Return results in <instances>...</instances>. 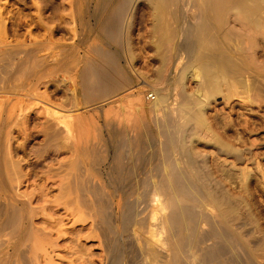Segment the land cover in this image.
Wrapping results in <instances>:
<instances>
[{"label": "rangeland", "instance_id": "1", "mask_svg": "<svg viewBox=\"0 0 264 264\" xmlns=\"http://www.w3.org/2000/svg\"><path fill=\"white\" fill-rule=\"evenodd\" d=\"M246 1L251 4L256 0ZM119 2L120 0H0V26L2 25L0 40L4 39L9 44L11 42L10 49L16 51L20 49L17 56L23 58L24 51L33 48V45L34 52L39 53L38 55L46 51L45 49L49 46L52 48L57 45L54 49L59 54V63L57 62L59 65L49 64L47 66L48 64H45L44 73L47 76H44L34 87L36 91H39L37 92L39 95L50 99L47 102L57 104V107H62L61 110H74L77 104V109H75L77 112L74 110V115L76 114L73 122L74 132L77 134L80 128V132L84 128L83 132L87 133L85 138L82 137L79 142L74 136L70 141L66 140L64 132L59 125H56L52 115L44 111V104L41 100L18 102L12 111V117L16 115V122L15 119L11 122L6 117H3L5 121L3 122L1 118L0 153L2 155L0 154V160L2 159L1 163L7 162L2 166L0 164V181L3 182L0 184V189L2 188V191L0 190V262L4 261L1 262L2 264H166L165 250H161L164 252L162 253L154 249L160 215L156 209V201L160 200L166 204V211H168L171 208L170 200H174L173 186L170 181L172 174L176 170H182L179 174L180 178L183 173L188 175L189 171H187L186 164L161 163L163 155L158 142L157 129L148 112L137 111L136 102L145 104L146 92L152 93V87L164 85V82L160 80L158 82L151 81V79L158 66V57L168 45L165 40L161 39L163 28L155 26L158 23L154 18L156 2L154 0H132L124 9L121 23L123 30L129 28L127 39L130 41L128 43L134 55L132 71H130L129 78L125 77L122 66L129 67L122 52L121 44L125 41L124 34H121L116 41H112L113 33L110 30L106 34L109 39L102 34L99 36V32L95 30V28L111 23V16ZM198 4L199 0H172L169 12L164 16L166 23L163 26L172 29L184 24H193L197 20ZM263 11L264 9L256 13L259 17L254 15L255 18L253 16L250 18L254 20L263 18L264 20ZM226 19L227 25L225 24L226 27H224L227 30L225 32H233L231 36L235 39L230 43L232 50H235L240 59L245 62L249 61L245 65L248 68L249 65L251 66V69L249 68L251 71L247 70L250 75L254 70L255 76L252 75L254 78L264 76V28L255 29L250 24L251 22L245 24V20L238 16L235 4L229 7ZM105 20L108 22L104 23ZM103 41L108 42L109 49L112 48V51H117L116 54L121 55L118 56L121 68L117 74L124 84L115 88L117 89L116 95L113 93L112 97L84 92L83 82L79 75L81 67L89 64L95 57L91 53L90 46ZM159 41L160 45L156 46ZM15 42L18 46H15ZM4 48L0 47V51ZM38 48L42 50H37ZM239 49H241L240 53H237ZM176 52L177 59L182 58V46L178 45ZM245 56L249 57L253 63ZM12 63L16 65L17 59L12 60ZM60 64L63 67H60ZM71 65L72 67H69ZM247 67L245 69H248ZM67 69L76 70L75 85L69 80ZM23 70L24 68L18 70L17 73H19H14L12 77L9 67L4 68L0 85L2 83L5 85L6 82L10 84L14 80L20 83L26 79L21 74ZM36 71L31 72L33 75L30 74V77L28 75L27 82L33 81ZM7 78L13 80H6ZM16 79L21 80L18 82ZM128 79L132 80L128 81ZM189 80L185 81L188 92L194 90L196 86L194 80ZM253 91L255 90L248 92L251 100H246L243 105L238 102L236 96H232L229 100L224 99L223 92L215 94L208 102L205 111L207 119L210 121L213 115L217 118V123L212 127L211 133L214 134L215 130V133L222 135L226 129L223 124L227 123L232 132L234 130L233 137H226L227 140L224 134L218 135L222 138L221 140L258 151L259 156L257 162L253 159L254 163L251 161V164L250 162L213 164L208 151L210 145L208 140L211 134L200 131V139L195 140L194 138L195 150L197 153L206 154L208 164H195L196 167L192 170L193 172L198 171L196 178H192L193 174L189 176L191 170L188 177L182 175L180 178V180L183 177L188 180L192 178V180H190L191 183L186 178L182 180L185 181L183 183H187L188 190L191 188L188 191L191 193H189L190 198L184 200L179 193L181 199L175 198L180 204L186 203L185 208L189 210L185 211L187 220L181 224L182 228L175 227L176 230H181L177 233L174 229L177 235L179 231H182L181 234L184 236L178 249L181 252L176 253L179 264H251V262L252 264H264V125L262 123L264 122V116H262L264 115V96L260 97L256 91L255 93ZM128 118H131L130 131L136 134L132 137L134 140L130 145L132 147L130 157H127L125 149L123 150V129ZM9 121L11 124H8ZM8 132L10 138L7 142ZM80 132L78 135H81ZM52 138L54 139L51 140ZM10 169L18 171L16 172L19 175H17L18 178H13L15 173L14 175L11 173L10 177L7 175ZM201 171L205 172L204 175L200 173ZM213 179H216V182ZM192 183L193 185L189 188ZM11 184L14 185L13 190H11ZM3 188H6V191ZM196 191L199 194L198 201L194 199L198 196ZM217 192L231 199L242 196L240 202L242 204H239L240 210L242 209L240 212L242 225L236 229L238 234L226 228L221 222V217L217 215V210L211 209L214 218L221 223V230L225 229L224 233H227L231 240L233 236L234 245H239L238 247L233 243L230 244V239L222 240L219 235L218 237L219 231L216 230L218 233L215 230L210 232L208 225L205 224L207 209H205L206 202L204 201L212 202L215 199L214 201H217L219 206L220 200L218 194L216 196ZM205 194L212 196L209 195V199ZM190 195L193 196L194 201ZM101 201L103 202V214L98 208ZM16 208L26 209L24 210L26 213L22 211L25 216H28L25 219L21 218L20 225L23 222L22 227L20 226L21 230L19 229L21 233L18 231L15 234L17 236L10 237L8 219L10 213ZM22 211L20 212L21 217H25ZM188 212L189 215L191 213L189 217L191 221L188 219ZM189 221L192 223L187 224ZM249 229L253 230L249 231ZM239 231L244 232L243 236L239 234ZM177 235L175 236L178 238ZM175 236L174 238L177 239ZM244 242L248 243L245 245ZM181 244L184 246L181 247ZM231 247H235V250L239 249V252L233 248L234 251H232ZM44 250L47 251L46 254ZM205 252L211 254L210 257H207L209 255L206 256Z\"/></svg>", "mask_w": 264, "mask_h": 264}, {"label": "bare ground", "instance_id": "2", "mask_svg": "<svg viewBox=\"0 0 264 264\" xmlns=\"http://www.w3.org/2000/svg\"><path fill=\"white\" fill-rule=\"evenodd\" d=\"M131 1L132 0H120L117 8L114 10V12L111 16L112 17L111 23L102 25V27H100V28H95V30L97 32H99L98 33L99 36H101L100 34H102L104 37H106L107 31L110 30V32L113 33V37L111 38L112 41L113 40L116 41L117 39L120 38L121 34H124L123 39L125 37V41L124 42L119 41V42H123V44H121L123 47L120 45L119 46L122 47V49H123V51H122L123 57H124V60L127 64V66L129 67V68H124L122 66L123 71L125 73V77L127 76L128 78L130 75V71H132V67H133L132 66V59H133L134 55H133V52L131 51L132 47H131L130 43H128L130 41L127 39L129 28L123 30L121 27V23H122L124 9L127 6V4H129ZM154 1L156 2L154 5V8H155L154 18L156 19V22H158L157 24H155V26L158 25L161 29L163 28V33H162L161 39L165 40L167 42L168 46H167L166 50L164 52H162L158 57V66L154 70V74L152 77L153 79H151V81L153 80V81L159 82V80H160V81L164 82V85L162 87H152V91H153L152 93H149L147 91L146 92V100L147 101L145 104L144 103L142 104V102H139V101H137L136 103H137V111L148 112L151 115L153 124L157 129L158 142L160 144V147H161L160 150H161V153L163 155V159H162L161 163L162 164H178V165H180V164L185 165L186 164V166H187L186 168H188L187 171H189V173H190V170H191V174L189 175V173H188V175L191 177V175L193 174L192 178L193 177L196 178L199 173L196 170V168H195L196 171L194 170L195 172H193V170H192L194 167H196L195 164H203V165L208 164L206 154H203L204 152L201 154L197 153V151L194 148V147H196V146H194L196 144L195 140L199 138L200 131H202V133H203V131H205V132L211 134V137L209 140L207 139L208 136L206 138L208 140V142L210 143L208 151H209V155L212 157L211 163H213V164H243V163H249L250 162V164H251L253 162L252 161L253 159H255L254 161L257 162V158L259 156L258 151H253L252 149H250L248 147H243V146L241 147L239 145L235 146L234 144H230V142L229 143L226 142V140L225 141L221 140L222 138H220L219 136H222L223 134L225 136V139L233 137L234 130L232 132L231 128L227 125V123L223 124V125H225L226 129L223 131L222 135L215 133V130H214V134L211 133L213 131L212 127L217 123V118H216V115H213V116H211V118H210L211 120L209 121L207 119V115H205V111L208 107L209 100L212 99L215 96V94L220 93V92H223L224 99H226V100L231 99L232 96H236L238 98V102L241 105H243L246 102V100L247 101L251 100V96L250 95H249L250 97L248 96V92H251L252 90H255L256 94L258 96H260V97L264 96V76H262V75H260V77L257 76L259 74V72H258L259 70L257 72L255 71L256 73H258L256 75L258 77V79H257V77H255L256 79L253 77V76H255L254 70L252 72L253 74L251 73L253 76L250 75V72H248V71H251V70H249V68L251 66L248 64L249 65V68H248L247 65H245V64H247V61H248L247 59H249V57L247 58V56H245L247 59L245 57H242V58H245L247 60L245 62V60L240 59V57L236 55L235 50H232V48L230 47V45H231L230 43L232 42V40H235L231 36V33L233 34V32H228V31L225 32V30H227V28H225L226 27L225 24L227 25L226 14L228 12L229 7L233 4H235V9L238 13L239 18L242 20H245L244 21V22H246L245 24H248L249 22H251L250 24L252 25V27H255V29L257 28L259 30L260 28H264V20H262L263 18H261V19L258 18L256 20L250 18L251 16L254 17V15H256V13L258 11L264 9V0H256V1L254 0L255 2L251 3V4H250V2L248 3V1H246V0H199V4L197 6V20L193 24H184L181 27H178V28L175 27L172 29H168V27L163 26V24L166 23L164 16L166 13L169 12V5L172 2V0H154ZM36 9H37V7H36ZM260 14H261V12H260ZM263 14H264V11H263ZM257 17H259V16H257ZM106 21L108 22V20H105V22L104 21L103 22L106 23ZM3 24H4V22H3ZM176 25H178V24H176ZM89 26H90V24H89ZM248 27H249V25H248ZM1 30H2V25L0 26V31ZM73 31L74 30H72V32ZM168 31H170V33ZM180 33H181V36H179ZM95 34H96V32H95ZM103 36H102V38H104ZM233 37H234V35H233ZM107 39H109V38H107ZM103 42H100V43H97L95 45L90 46L91 47V53L95 57L92 58L93 60L90 61L89 64H86L85 66L81 67L79 75L81 76L80 78L82 79V82H83L82 88H83L84 92L86 91V93H90V94L96 93L99 96L110 95L108 97H112V96H114V94L116 95L115 91L117 89L115 90V88L124 84L122 82L123 80H121L117 74V72L121 68V65L119 64L118 56L120 57L121 55H119L118 53H117L118 54L117 55L116 54L117 51L115 49H113V50H115L116 52L112 51L111 47H110L111 49H109V47H108L109 44H107L108 43L107 41H106L107 43H105V42L103 43ZM91 43H93V42H91ZM10 44H11V42H10ZM10 44L7 41H5L4 39L0 40V47H5L4 50L0 51V78L3 75L4 68L9 67V72H10L12 77H13L14 73L18 74L19 72L17 73V71L24 68V70L21 72V74L26 79H24L20 83H16V82H14L15 81L14 80L13 81L14 83L10 82V84L9 83L6 84L7 82L5 83V80H4L5 85H3V83H2V85H0V120H1V118L6 117L11 122L12 121L14 122L13 119H15V122H16V119H17L15 117L16 115H13L15 118L12 117V111L18 102H31L32 100H36V102H37V100H41V102L43 101L42 103L44 104V106H43L44 111L49 113V115H52V118L54 119L56 125H59L61 127L60 129H62V132H64V136H65L66 140L70 141L71 138L74 136L75 140L79 142L82 137L85 138L87 133L83 132L85 130L83 127L82 128L84 130L82 129V131L80 132V130H81V128H80V130L77 132V134L74 132V128H73V125H74L73 122H74V119L76 118V114L74 115V113H75L74 110L77 109V104H76V107L74 110H65V111L61 110L62 107H57L56 106L57 104L53 105L50 103V101L47 102V100H50V99L43 98L44 95H41V94L39 95V93H37L39 91H36V87H34L45 76V73H44V69H46V68H44L45 64H48L47 66H49V64H53V65L55 64L54 66H56L59 63L58 62L59 54L54 49V48H56L57 45L55 47H52V48L49 46L50 48L48 47L47 49H45L46 51H43V53L40 55H38L39 53L36 52L37 53L36 54L34 52L35 50H34V45H33L32 46L33 48H31V49L25 48L27 50L24 51L23 58H20L19 56H17L20 49H19V51H16L14 49H10V47H11ZM23 44H24V42H23ZM44 44H46V43H44ZM16 45L18 46L17 43L15 44V46ZM29 45H32V44H29ZM159 45H160V41L156 43V46H159ZM178 45L182 46L183 54H182V58L177 59L176 50L178 49ZM13 48H14V46H13ZM238 48H240V47H238ZM62 49H65V48H62ZM37 50H42V49L38 48ZM240 50L241 49H239V52L237 51V53H240ZM91 53H90V55H91ZM21 54H22V51L20 52V55ZM238 55H240V54H238ZM252 56L253 55L251 53V57ZM14 59H17L16 65H14L12 63V60H14ZM254 60H255V57H254ZM251 63H253V62L251 61ZM242 64H244L245 66L244 65H243L244 67L241 66ZM61 66L62 65L60 64V67ZM69 67H72V65ZM245 67H247L248 69H245ZM54 69H56V68L54 67ZM32 70L33 71L37 70L34 73V79L32 82H27L28 81L27 80L28 75L30 77L31 72H33ZM75 71L76 70H73V69H67V71H66L68 73L67 75H68L69 80L74 85L76 83ZM242 71H244V73H242ZM71 72H73V73H71ZM4 74H6V73L4 72ZM31 75H33V74H31ZM12 77H10V78H12ZM137 78H138V76H137ZM132 79H128V81L129 80L131 81ZM187 79L194 80L195 85H196L194 87V90H192L190 92H188L186 90V87H185V85H186L185 81ZM6 80L12 81L13 79L11 80V79L7 78ZM16 80L18 81V79H16ZM125 80H127V79H125ZM146 80H147V78H146ZM130 88H128V89H130ZM240 88H242V89H240ZM255 91H253V92L255 93ZM256 94H254V95H256ZM133 95H134V93H133ZM138 99H140V97ZM39 102L40 101H38V103ZM28 104H30V103H28ZM262 116H264V115L262 114ZM4 118L2 119V121L4 120ZM226 121H227V119H226ZM3 122H5V121H3ZM11 122L8 124H11ZM258 122L260 123V121H258ZM262 123L264 125V122H262ZM14 124H12V125H14ZM130 124H131V118L126 119V123H125L124 129H123V131H124V148H123V150L125 149V153H126L127 157H130V154L132 153V147L130 145H131L132 141L134 140L132 138L133 135H136V134H132V132L130 131L131 130ZM239 127H241V126H239ZM79 132L81 135H78ZM9 134L10 133L8 132L7 140H6L7 142L10 138ZM194 138H195V140H194ZM4 139H3V141H4ZM53 139L54 138H52L51 140H53ZM201 139L203 140L204 138L201 136ZM82 141H84V140H82ZM205 142H207V141H205ZM3 143L5 144V142H3ZM239 144H241V143L239 142ZM202 145H204V144H202ZM1 152H3V151H1ZM206 153H208V152H206ZM3 157H5V156H3ZM8 157H10V156H8ZM8 157H7V159H8ZM1 160H0V164L2 166V164L4 162L1 163ZM17 160H19V159H17ZM6 161H8V160H6ZM18 162H17V164H18ZM4 164H7V162ZM12 164H13V160H12ZM4 167H6V166H4ZM177 169H179V168H177ZM204 169L205 168L203 167V170ZM183 170H184V168H183ZM176 171L178 172V174ZM176 171H174L173 174L170 172L173 175V176H171V174H170V176H171L170 181H171L172 186H173V196L172 197L174 199L173 201L170 200L171 208H169V210L166 211L167 205L164 204L160 200L156 201V209H158L157 211L160 212V215L158 217V226H159L158 229H159V231L156 233V238L154 241V243H155L154 249L157 252L161 251V250H163V251L165 250V252L167 254V258H166V262H165L166 264H179L178 258H176V256H177L176 253L181 252L180 250L178 251V249L180 248V243H181L182 238L184 236L181 234L182 231L181 232L179 231V234L177 235L178 230H181V229L176 230L177 228H175V227H181L182 226L181 224L184 222V220L185 221L187 220V218H186L187 214L185 213V211L187 209V208H185L187 206V205H185L186 203L180 204V203H178V201L175 198H177V197L180 198L181 196L183 197L184 200H187L188 198H190L189 197L190 192H188V191H190V189H191L190 186L193 185V183L191 185H189L190 189L188 190L187 189L188 188L187 183H183L185 181H182V180H184V178L188 177V175H185L182 172L183 173L182 175L183 176L185 175L186 177H183L182 180H180L182 175L179 178V174H181L180 172L182 170L181 171L176 170ZM228 171H227V173H228ZM16 172H18V171L12 169L11 171L7 172V175L10 177L11 173H13V175L15 173L16 175H14L13 178H15V177L18 178L19 175ZM1 173H2V171H1ZM200 173H202L204 175L205 172L203 173L201 171ZM2 174H4V172ZM261 176H263V174H261ZM209 177H210V175H209ZM192 178L189 180L187 178L186 179L188 182H190V180H192ZM233 178H234V176H233ZM9 179L12 180L11 178H9ZM15 179H13V180L16 181ZM238 179H239V177H238ZM215 180L213 179V181H215ZM206 182H207V180H206ZM1 183H3V182L0 181V184ZM12 183H13V181H12ZM212 183H214V182H212ZM245 184H246V181H245ZM214 185H212V186H214ZM222 185H219V186H221V188H223ZM207 186H209V184ZM6 187H8V185ZM10 187L12 188L11 190L14 189V185H12ZM193 188H195V187H193ZM193 188H192V190H193ZM242 188H243V185H242ZM211 189H212V187H211ZM0 190L2 191V188ZM3 190L6 191V188L5 189L3 188ZM5 191H3V192H5ZM208 192H209V190H208ZM178 193L181 196H179ZM196 193H197V191H196ZM218 193L219 192L216 193V196ZM222 193L225 194L224 192H222ZM220 194H218V197L220 200L219 206L217 205V201H214L215 199L212 200V202L204 201V202H206L204 205L205 209H207V211L205 212V216H206L205 224L208 225L210 232H213L214 230H215V232L219 231V234H217V236L219 235L222 240H226V239L229 240L231 237H228L227 233L226 234L224 233V230H225L224 228H223L224 230H221V228H220L221 223H219V220H216L214 218L215 216H214V214L211 213V209L217 210V212H218L217 215L221 217V222L226 226V228H230L233 232L236 231L235 233H237L236 229L239 228L240 225H242V219L240 216V212L242 209L240 210V207H239V204L240 205L242 204V203H240L242 196L241 197L239 196L240 199L236 198L237 196L236 197L234 196L235 198L231 199L229 197H225L224 195L222 196V194L221 195ZM192 195H194V193ZM192 195H190L191 199L193 201H194V199L195 200L197 199L196 201H198L197 197H199V194L194 199L192 198L193 197ZM209 195H206V196H208V198L210 199V196H212V195H210V196ZM220 196H222V197H220ZM230 197H232V195ZM208 198L206 200H208ZM200 199H201V197H200ZM27 202L28 201H26V203ZM98 206H99L98 208H99L100 213L103 214V202L101 201ZM23 208H22V210H23ZM22 210H19V208H16L10 213V216L8 219V224H9V228H10V237L14 236L18 231L21 230L20 226L23 224V222H21L22 224L20 225L21 218L25 219L26 216H28V215L25 216V214H24V212H25L24 210H26V209L23 210L24 212ZM21 211L25 217H21V214H20ZM71 213L74 214V212H71ZM188 215H189V212H188ZM189 217H191V213L188 216V219L190 220L191 218H189ZM189 222L187 224L192 223V222H190V223ZM193 223H196V222H193ZM191 226H194V225H191ZM174 229L177 231V233L175 232ZM250 229H249V231L253 230V229L252 230H250ZM203 231H204V229H203ZM241 231H243V229ZM174 232L176 233L175 235H177L178 238L174 235ZM205 232H206V229H205ZM248 232H246V233H248ZM18 233H21V231ZM243 233H240V231H239V234L241 236H243ZM228 235H229V233H228ZM15 236H17V235H15ZM174 236L177 239H175ZM13 238H16V237H13ZM258 239L260 240L261 238H258ZM10 240H14V239L10 238ZM249 240H252V239H249ZM39 241H41V240H39ZM233 241H234V237L232 236V240L230 239V244L233 243V245H234ZM254 241H255V237H254ZM257 242H259V241H257ZM183 243H184V240H183ZM235 244H236V242H235ZM244 244H245V242H244ZM233 245H231V246H233ZM44 246H46V245H44ZM182 246H184V245L181 244V247ZM234 246H236V245H234ZM238 246L239 245H237L236 247H238ZM241 246L242 245H240V247ZM232 248L233 247H231V250L234 251L235 247L233 248L234 250ZM238 250L239 249H237L235 251L237 252ZM41 251H43V250H41ZM46 252L47 251H45V254H46ZM162 253H164V252H162ZM233 253H235V252H233ZM207 255H209V254L206 253V256ZM210 255L207 257H210ZM34 257L35 256H33V258ZM1 262H4V261H1ZM1 262H0V264H2ZM27 262H29V261H27ZM30 262H31V260H30ZM251 264H252V262H251Z\"/></svg>", "mask_w": 264, "mask_h": 264}]
</instances>
